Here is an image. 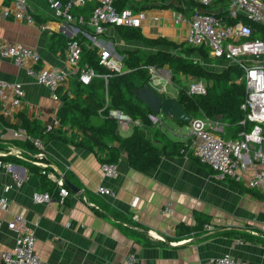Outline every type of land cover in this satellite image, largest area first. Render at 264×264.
<instances>
[{"label":"crops","instance_id":"obj_1","mask_svg":"<svg viewBox=\"0 0 264 264\" xmlns=\"http://www.w3.org/2000/svg\"><path fill=\"white\" fill-rule=\"evenodd\" d=\"M13 1L0 0V43L9 41L36 49L41 54V66L52 69L67 66L66 50L63 51L56 40L53 49L49 48L54 33L67 38L78 37L84 47L97 48L100 56L109 53L122 58L118 51L153 50L137 40L123 41L117 26L112 25L98 35L93 33L92 28H85V32L95 37L90 38L82 32L84 27L76 30V24L56 19L45 0H28L33 9L35 24L18 21L13 16L6 17L5 13L11 11ZM179 5V0H118L115 3L118 11L127 9L136 15L144 14L138 28L145 37L186 43L189 26L183 22L176 23L177 14L191 16L199 7L189 6L180 11L177 8ZM214 11L217 13L219 10ZM42 25L47 28L42 29ZM128 71L124 65L123 73ZM0 79L19 81L25 85L26 91L18 111L12 117L3 116L4 118L17 123L20 115L25 114L31 119L41 121L45 129L57 118L60 100L54 99L47 87L29 77L25 69L1 56ZM75 79L74 76L70 77L60 91L71 95ZM178 79L184 85L191 80L187 88L195 81H204L207 88L209 87L207 81L193 80L190 76L179 74ZM159 80L162 84L165 81L162 77ZM237 82L244 81L241 77ZM174 86L177 90L171 98L177 99L179 88ZM161 115L168 118L171 125L180 126L178 131L186 126L184 141L169 137L163 128L164 119H161ZM207 117L225 123V129L220 133L223 138L236 139L237 135L242 134V128L228 127L220 116ZM157 120L155 127L172 142L188 143L190 123L177 122L163 114ZM241 124L249 126L248 130L252 128L251 124L245 125L243 120ZM135 125L129 126L127 130L119 129L120 134L131 135ZM58 128L59 126L53 131ZM15 132L24 131L8 128L0 121V142L6 143L0 153L6 152L9 147L20 149L24 153V159L14 156L6 158V162L13 163L19 169L24 181L21 187H13L6 194L10 209L8 212L0 210V220L8 223L16 215H24L35 237V250L42 260L53 264H124L127 255L133 252L138 256L140 264H201L208 258L225 254L247 264H264V243L248 241L238 235L200 240V237L192 235L180 238L177 234L179 225H196L194 214L197 213L210 218L209 224L214 229H241L264 237V196L247 184L256 170H264V165L254 162L251 154L243 157L247 169L243 172V181L237 186L231 179H225L211 171L208 165H200L182 153L169 155L161 151V160L154 169L142 172L134 170L129 165L126 149L119 142H115L113 145L120 156L116 163L119 171L116 177L107 179L103 178L101 172L103 162L93 152L63 142L44 141L46 159L40 161L35 156L36 151L31 154L8 144L13 139L24 141L15 137ZM70 135L71 132L68 133ZM37 162L50 164L47 177L52 182L49 185H45L36 172L30 171L29 164L42 168ZM42 173L45 174L44 171ZM57 179H62L69 191V196L63 203L60 202L57 191ZM11 182L12 175L4 172L0 180V194L3 193L4 185ZM100 185L111 189L114 196L98 194L97 188ZM49 190L55 193L50 204L37 203L34 200L35 194L48 193ZM135 199L138 200L134 206L132 203ZM168 202L172 203L174 214L164 216L161 212ZM246 225L254 230L247 229ZM136 237L153 246L141 245ZM15 238V233L6 225L3 226L0 229V252L12 249Z\"/></svg>","mask_w":264,"mask_h":264},{"label":"built area","instance_id":"obj_2","mask_svg":"<svg viewBox=\"0 0 264 264\" xmlns=\"http://www.w3.org/2000/svg\"><path fill=\"white\" fill-rule=\"evenodd\" d=\"M56 19H62L67 23L76 24V30L82 29L83 33L90 38L93 36L85 32V28H92L95 35L106 31L107 26H139L145 17L143 13L134 14L131 10L118 11L115 3L118 0H92L96 8L86 18L75 17L72 9L76 6H83L89 0H45ZM192 1L199 6L191 16L178 13L175 22L187 23L189 32L186 39L187 45L193 48L205 49L211 58L216 61L226 62L228 65L238 67L242 73V80L246 84L245 101L241 109L245 113L243 123L251 124L250 130L242 132L240 138L225 139L220 133L225 129V123L218 119H210L205 114L192 118L190 127V151L201 163L208 165L222 177L229 178L236 182H242L243 172L247 169V163L243 160L245 154H251L254 162L264 165V38H255L254 30L243 22L248 19L264 26V0H229L227 9L231 18L239 19L237 23L229 24L221 19L216 12L206 10L214 0H181ZM5 16H13L18 21L28 24H35L32 7L28 0H14L10 12ZM42 25V29H46ZM75 30V29H74ZM75 37V36H74ZM72 37V39L74 38ZM95 38V37H93ZM0 56L11 59L18 67L25 69L29 77L37 83L47 87L54 99H59L58 92L66 85L70 77L78 78L83 84H88L96 77L93 68L88 65L81 66L82 48L78 40L69 43L66 50L67 66L65 68L52 69L41 66V54L34 48L9 41L0 43ZM100 64L115 73H123L124 65L122 58H117L109 53H103ZM152 87L160 93L166 92L165 85L159 77L163 69L149 68ZM105 78H107L105 76ZM167 83L169 80H166ZM161 87V88H160ZM208 88L203 81H195L189 85V95H206ZM26 96L25 85L19 81L11 82L0 79V114L4 117H12L14 112L22 106ZM109 116L116 119L120 130H127L129 126L138 124L122 110L112 109ZM151 120L156 124L157 118L150 115ZM60 127L58 118L46 126L47 131ZM15 137L30 140L39 150L35 155L38 160L46 159L43 151V142L38 138H31L25 132H15ZM14 156L24 159V153L20 149L9 147L6 152L0 153V180L4 172L12 175V182L3 187L0 194V210L8 212L10 202L7 193L13 187H21L23 177L17 167L4 159ZM42 168L50 164L37 162ZM116 163L104 162L101 165L103 178L111 179L118 175ZM52 176V175H51ZM60 190V202L63 203L69 196L62 179H57ZM250 188L257 189L264 196V170H256L248 179ZM98 194L102 196H114L111 189L100 185L97 188ZM37 203L50 204L52 197L48 193L34 195ZM138 199L133 201L135 206ZM164 216L174 214L173 205L168 202L161 212ZM16 235L12 249L0 252V264H53L42 260L35 250V237L29 227L27 219L22 214L5 223L0 220V229L5 226ZM207 230L214 229L213 225H205ZM159 239V238H158ZM124 264H140L135 253H129ZM201 264H247L245 261L236 259L225 254L220 257H211Z\"/></svg>","mask_w":264,"mask_h":264},{"label":"trees","instance_id":"obj_3","mask_svg":"<svg viewBox=\"0 0 264 264\" xmlns=\"http://www.w3.org/2000/svg\"><path fill=\"white\" fill-rule=\"evenodd\" d=\"M179 1L180 5L177 8L180 11L189 6H198L192 1ZM228 5L229 0H214L211 5L206 7V10L210 12L219 10L217 15L221 19L229 24L237 23L240 21L239 19L231 18L228 15ZM95 8V2L89 0L83 6L74 7L72 14L76 17L84 16L88 18ZM243 22L254 30L255 38H264V26L262 24L248 19H243ZM117 30L123 41L137 40L153 49L152 51L142 49L118 51L122 56L123 65L129 69L125 73H115L101 65V56L98 49L84 47L78 37L72 39L56 33L52 35L50 49H53L55 40L60 44L59 47L63 51L67 50L71 41L78 40L82 48L80 65H88L94 69L97 75L88 84H83L76 78L71 95L59 90L58 96L61 105L57 111V118L60 127L57 130L49 132L41 121L31 119L25 114L20 115L17 123H12L0 114V121L6 127L17 131L23 130L29 137L38 138L42 142L58 141L85 148L96 154L103 163H118L120 159L119 152L113 144L119 142L127 151L130 167L140 172L154 169L161 160V151L169 155L185 154L202 165L190 151V142L188 141L186 144L172 142L160 129L155 127V123L150 118L151 111L136 97L135 92L138 89L150 85V67L156 69L167 67L172 74L173 82L179 88L177 100L192 118L199 116L201 113L210 117L220 116L230 128H242L240 132L249 129V126L241 124V121L245 118L241 105L245 101L246 84L245 82H237L243 76L238 67L228 66L220 72L211 71L200 62H191L187 59L190 54L198 53L200 57L214 61L215 59L211 58L205 49L193 48L187 43H175L165 38H147L138 26H117ZM179 74L190 76L196 80H205L212 84H209L206 95H189L187 86L178 79ZM164 97L168 96L164 95ZM112 109L122 110L138 122L134 126L131 135L123 136L120 134L117 120L109 116V111ZM69 132H71L70 136H68ZM240 135L241 133L237 135V138H240ZM8 144L31 154L39 151L30 140L13 139ZM5 147L6 143L0 142V149ZM36 152L35 155L38 153ZM28 167L31 172H36L40 176L45 185L52 182L47 177L48 171H50L48 167L39 168L30 164ZM211 171L214 170L211 169ZM230 181L240 186L239 182ZM59 190L57 191L59 192ZM48 194L51 197L55 195L50 190ZM194 218L197 220L194 226L179 225L177 234L180 238L192 235L200 237V240H202L215 236L234 237L238 235L248 241L264 243V237L260 234L253 235L241 229L221 228L219 230L216 227L213 231H210L205 228V225L209 224L210 218L197 213L194 214ZM246 228L252 229L250 225H246ZM136 240L141 245L153 246L140 237H136Z\"/></svg>","mask_w":264,"mask_h":264},{"label":"water","instance_id":"obj_4","mask_svg":"<svg viewBox=\"0 0 264 264\" xmlns=\"http://www.w3.org/2000/svg\"><path fill=\"white\" fill-rule=\"evenodd\" d=\"M135 93L136 97L145 104L156 118L163 114L177 122L191 123L192 116L176 98L164 97V95H167V91L160 93L147 85L142 89H138Z\"/></svg>","mask_w":264,"mask_h":264},{"label":"rangeland","instance_id":"obj_5","mask_svg":"<svg viewBox=\"0 0 264 264\" xmlns=\"http://www.w3.org/2000/svg\"><path fill=\"white\" fill-rule=\"evenodd\" d=\"M187 59L190 60L191 62H200L208 70L217 71V72L222 71L228 65L225 62H220V61H216V60L213 61L210 59H204V58L200 57L198 53L190 54L189 56H187ZM160 74H161L162 78L169 80V82L167 84L165 81H163V85H165V87H166L167 96L172 97L175 94L177 89L174 86L175 83L173 82V79L171 76L172 74H171L170 70L168 68H166ZM193 80H195V79H193ZM190 81H188L185 85L188 86ZM152 83H153V81L151 80L150 85H152ZM209 84H212V83L210 82ZM161 119H164V122H163L164 127L163 128L167 131V134L169 135V137L171 139L176 140V141H184L185 135L187 133L186 126H183L182 129L178 131L180 126L171 125L169 123L168 118H165L162 115H161Z\"/></svg>","mask_w":264,"mask_h":264}]
</instances>
